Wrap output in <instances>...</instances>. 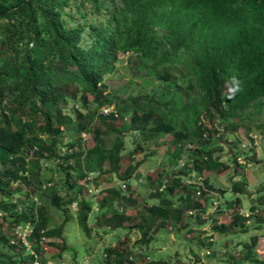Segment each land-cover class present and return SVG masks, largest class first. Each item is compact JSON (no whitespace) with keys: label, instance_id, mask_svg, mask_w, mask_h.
I'll use <instances>...</instances> for the list:
<instances>
[{"label":"trees","instance_id":"obj_1","mask_svg":"<svg viewBox=\"0 0 264 264\" xmlns=\"http://www.w3.org/2000/svg\"><path fill=\"white\" fill-rule=\"evenodd\" d=\"M126 54L155 87L127 98L106 95L105 77ZM180 88L190 102H184ZM105 105L113 106L118 117L102 114ZM260 116L264 0H0V264H46V247L58 249L51 257L61 254L62 241L49 239L62 240L63 223L50 226V208L65 222L72 207L87 234L90 218L101 213L98 224L104 231L136 229L138 245H148L169 223L179 231L184 217L203 220L216 200L209 196L215 192L209 175L233 168L231 160L224 163L204 146L240 126L264 132ZM127 132L135 145L121 168ZM111 133L116 135L108 145ZM166 139L169 164H178L182 154L187 159L157 182L150 193L155 203H138L128 183L141 164L134 157L153 154L147 148ZM190 142L196 143L192 150L186 146ZM49 164L54 176L46 179L43 169ZM112 175L124 188L101 187ZM245 188L241 179L230 185L236 194ZM216 201V219L224 212L230 216L227 223L213 217L219 233L236 227L245 232L242 218L257 217L254 205L249 217L240 214L239 198L225 209ZM129 207L133 213L126 212ZM255 220L261 229L264 215ZM26 222L33 227L30 249L13 243L14 227ZM206 236L207 242L199 244L210 251L213 237ZM258 238L251 234L249 242L241 241V254H229L227 261L264 264L255 252ZM5 247L11 251L4 252ZM193 252L191 264H203L198 250ZM134 263L170 264L120 238L103 248L101 264Z\"/></svg>","mask_w":264,"mask_h":264},{"label":"rangeland","instance_id":"obj_2","mask_svg":"<svg viewBox=\"0 0 264 264\" xmlns=\"http://www.w3.org/2000/svg\"><path fill=\"white\" fill-rule=\"evenodd\" d=\"M147 80H150V85H146ZM105 84L107 86L106 95H117L120 98L150 92L155 87V82L149 79L145 72L137 69L136 61L131 54L121 55V61L117 64L116 71L105 77ZM169 89H172V86ZM178 90L185 103L191 101L188 92L181 88ZM262 117L264 116L259 118ZM124 127H127V122L124 123ZM115 135V133H111L106 137L108 145L113 142ZM167 142L168 140L166 139L162 145H153L147 148L146 152L153 151V154L138 153L134 157V162L141 161V164L136 174L128 180V183L131 184V190L135 194L138 203H141V201L155 203L156 199L150 193L156 187L157 182L166 179L167 175L172 171L181 169L187 159V155L182 154L178 164H169V155L165 152ZM134 145L135 140L127 132L124 135V149L121 152V168H124L130 161L129 151L134 148ZM195 145L196 143L190 142L186 146L192 150ZM204 147L212 149L213 155L219 156L224 163H228L231 160L233 164V168L221 175L208 173V175L210 174L209 180L215 187V192L209 193L210 199L218 200L220 206L225 209L229 201L239 198L240 203L238 206L243 211L251 213L249 208L254 205L258 208L257 217H263L264 207L259 201L264 197V132L260 131L255 125H251L250 130L240 126L232 135L225 130L220 136L210 140ZM199 157L203 162V157ZM234 157H238L237 163L241 166L233 162ZM239 161H243V163ZM50 167L51 164L45 168L46 170L43 169V177L46 179L51 177V175L54 176ZM55 175L59 176L58 173ZM139 175H141V178H137ZM239 179L246 182V188L243 193L236 194L230 190V185L233 181ZM122 183L121 179L112 175L110 182L102 183L101 187L114 186L121 188ZM87 193L88 197L91 196V192L87 191ZM176 199L177 197L174 196L173 201ZM261 200L264 201V199ZM211 209L209 208V211ZM133 211L134 208L132 207L126 209L127 213H133ZM228 212L229 210H226V213ZM75 215L76 212L71 207L68 215L69 219L63 222L64 215L57 209L50 208V226L60 225L61 223H63V226L61 230L62 240L51 238L49 241L60 244L62 241L64 249L60 251L61 254L59 256L51 257V254L57 253L58 249L46 247L43 255L44 259H46V264H101L103 248L109 244L114 245L119 238L126 241L130 247L140 249L142 253L151 256L153 259L162 258L169 261L170 264L176 260L180 263L191 264L194 255L193 251L198 250L199 255L204 253L199 240L201 243L207 242V234L212 235L213 240L210 242L209 255L204 256L203 254V264H231L230 261H227L228 255L234 253V258H237L242 251L241 241L249 242L251 234L259 236L255 252L260 258H264V225L261 229L255 228V219L257 217L253 219L252 216L249 217L250 215L247 219L242 218V221L247 225L245 232H242L240 227H236L223 233L213 230V222L214 220H220L227 223L230 220V216L225 214V212L217 219L216 216L218 215L214 212H209V215H206L203 220L187 216L183 218V225H181L179 231L169 223L166 227L167 230L166 228H160L153 235V239L148 245L136 244V239L138 238L136 229H126L125 232L124 228L104 231L103 226L98 224L101 213H94L90 218L88 224L92 227V231L87 234L76 222ZM213 217L214 220H212ZM169 226L172 228L169 229ZM3 251L10 252L11 249L5 247ZM138 261L140 260L138 259Z\"/></svg>","mask_w":264,"mask_h":264},{"label":"built area","instance_id":"obj_3","mask_svg":"<svg viewBox=\"0 0 264 264\" xmlns=\"http://www.w3.org/2000/svg\"><path fill=\"white\" fill-rule=\"evenodd\" d=\"M100 112L102 114H106V115H113L114 117H118V113L116 111V109H114L113 106H109V105H105L102 106L100 108ZM242 162L243 161H239ZM122 188H124V186H122ZM89 192H92V189H88ZM93 192H97V189L93 190ZM213 208L210 210V212H213L214 209L216 208L217 202L213 201ZM74 207V205H73ZM189 213H192V211H189ZM240 214H242L244 217H248L251 213L248 211H243L242 209L240 210ZM1 215V213H0ZM32 225L29 222L26 223H20L18 225H16L13 229V233H14V242L13 243H21L25 246L26 249H30V240L29 237L32 233ZM46 241V238L42 237L41 238V244H43ZM46 249V248H45ZM210 251L209 250H205L204 253L208 254ZM31 254H34L33 251L30 252ZM199 255L203 261V254ZM35 255V254H34ZM32 264H39L37 260H35ZM136 264V263H134ZM194 264H200L199 261L194 262Z\"/></svg>","mask_w":264,"mask_h":264}]
</instances>
